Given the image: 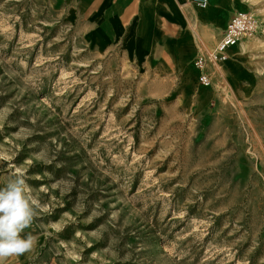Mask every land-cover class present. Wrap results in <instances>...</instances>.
Returning a JSON list of instances; mask_svg holds the SVG:
<instances>
[{"label":"rangeland","instance_id":"374dc122","mask_svg":"<svg viewBox=\"0 0 264 264\" xmlns=\"http://www.w3.org/2000/svg\"><path fill=\"white\" fill-rule=\"evenodd\" d=\"M230 1L182 66L188 24L160 21L138 61L123 35L90 43L104 0H0V187L22 175L40 205L34 248L4 264H264V0ZM239 13L241 77L225 54L200 87L195 59Z\"/></svg>","mask_w":264,"mask_h":264},{"label":"bare ground","instance_id":"6f19581e","mask_svg":"<svg viewBox=\"0 0 264 264\" xmlns=\"http://www.w3.org/2000/svg\"><path fill=\"white\" fill-rule=\"evenodd\" d=\"M203 1L204 0H200V3H196L194 9L189 8V5L191 4L190 0H177V3H174V14L177 20L183 26L188 24V26L194 30V37L189 35V37H186L184 40L179 41L176 44H168L172 50H177V56L179 57L182 66H187L189 64V60L194 56V51L198 48L200 41L205 40L214 43L217 40V32L212 28L207 29L204 21H210L212 17H219L223 21V19L231 13L232 3L230 0H205V6ZM150 2L151 1L149 0V3ZM149 3L141 4L140 11L133 22L135 28H130V31H128L126 36V41H124L125 45L128 44L134 46L130 52L137 56L138 61H141L142 58L153 49L154 41L158 38L156 35L159 25L158 16L155 12L150 13L148 11ZM106 5L108 4H104L103 6L105 7ZM102 9L100 13H94L92 19L100 18L101 20ZM186 11L189 13V16H187ZM110 21L112 24L95 27L90 32V41L96 43L101 51H104V48L111 40L110 37L105 34L106 29L111 27V35H113L117 32L116 26H119L117 18L113 17ZM135 30H138L139 37L136 36V32H134ZM243 49L244 45L240 42L238 46L230 47L228 50L229 52L227 51L226 54L229 55L225 58L224 65L228 74L235 77H241V70L239 69L237 57ZM240 79L241 78H237L236 81Z\"/></svg>","mask_w":264,"mask_h":264},{"label":"clouds","instance_id":"9594fccd","mask_svg":"<svg viewBox=\"0 0 264 264\" xmlns=\"http://www.w3.org/2000/svg\"><path fill=\"white\" fill-rule=\"evenodd\" d=\"M39 207L22 175L13 176L0 187V264L34 248L36 237L22 233L32 225Z\"/></svg>","mask_w":264,"mask_h":264},{"label":"crops","instance_id":"0c3cea01","mask_svg":"<svg viewBox=\"0 0 264 264\" xmlns=\"http://www.w3.org/2000/svg\"><path fill=\"white\" fill-rule=\"evenodd\" d=\"M150 1L151 2L149 3V0H110V1L104 0V4H108L110 6H111V4H115L116 6L112 9H110V13L108 15H107V11H103L104 7H103V9L100 8L97 11V13H100L101 9H102L103 12H102L101 20H100V18L91 19L92 20V26L89 29L88 34L90 35V32L95 27H100L101 25L108 26V25L112 24L110 19L115 17V18H117V23L119 24V26H116V30H117L116 34L111 35V31H112L111 27H108L106 29V33H105L111 39L109 44L114 39L120 38L122 35H123L122 37L125 36V39H126L128 31L130 29H128V30L125 29L126 27H124V24L122 23V21L120 19V12L125 8L126 5H128L130 3H135V2L139 3V5H140L139 11H140L141 4L149 3L148 4V11L150 13L155 12L157 14L159 25H160V21H161L165 26H168V28L170 30H172L171 27L175 28L177 26V27H179V31H180L182 24H180V22L177 20L175 14H174V3H177V0H150ZM82 2H83V4L90 3V2L100 3L101 0H82ZM146 8H147V6H146ZM139 11H138V13H139ZM94 13H96V12H94ZM94 13L92 14V16L94 15ZM137 15H136V17H137ZM137 33H138V30H137ZM137 33H136V36H137ZM125 39H124V41H125ZM89 40H90V38H89ZM90 43L96 47H99L96 43H93L91 41H90Z\"/></svg>","mask_w":264,"mask_h":264},{"label":"built area","instance_id":"2783aa9c","mask_svg":"<svg viewBox=\"0 0 264 264\" xmlns=\"http://www.w3.org/2000/svg\"><path fill=\"white\" fill-rule=\"evenodd\" d=\"M204 6L206 1L204 0ZM255 20L252 16L239 13L235 15L227 28L224 30L223 37L218 45L217 49L210 54L209 62L205 57H197L195 59L194 66L198 70V80L197 83L200 87L210 88L213 84L212 75L210 74V66H218L221 62L222 56L226 54L228 48L234 46L238 40L245 36L247 33L251 32L254 28Z\"/></svg>","mask_w":264,"mask_h":264}]
</instances>
